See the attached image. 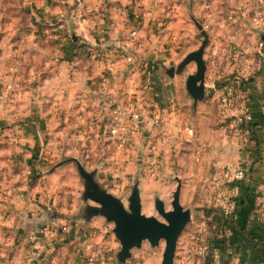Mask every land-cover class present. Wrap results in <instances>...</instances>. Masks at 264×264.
Returning a JSON list of instances; mask_svg holds the SVG:
<instances>
[{"label":"rangeland","instance_id":"rangeland-1","mask_svg":"<svg viewBox=\"0 0 264 264\" xmlns=\"http://www.w3.org/2000/svg\"><path fill=\"white\" fill-rule=\"evenodd\" d=\"M66 1L71 3L66 6ZM105 3L97 0H0V190L4 192L16 185L25 188L20 191V198L8 206L10 209L0 207V264H7L8 257L13 264L29 260L27 255L36 249L29 239L30 234L43 230L45 233L46 229L50 232L52 226H60L63 222L73 224L76 220L84 225L82 234L88 231L96 236L105 231V240L112 236L121 248L113 232V223L104 217H93L84 224L80 218L86 204L82 199L85 187L73 163L61 165L68 159L79 160L89 172L96 171L106 190L123 201H127L135 182H139L143 213L162 220L154 200H163L166 209L171 210L173 193L181 180L180 202L185 209L191 210L192 221L179 238L183 241L181 246L178 241L176 255L182 257L181 251L189 238L186 264L192 261L211 263L212 259H206L205 254L192 251L197 242L209 246L207 241L199 240L202 232L196 218L208 211L228 217L219 206V190L214 183H225L222 177L229 145L239 148L252 133L241 132L236 120L247 110L246 91L253 89L252 83L263 73L259 42L264 35V0L128 1L129 20L142 23V26L147 23L152 31L149 37L152 48L160 51L153 55L154 73L151 72L155 75L147 78V85L155 81L157 89L166 97L160 103L161 110L151 107L152 112L147 113L150 117L146 118L145 114L141 119L142 127L150 130V142L145 144L144 151H136L128 159L111 158L115 148L96 134V120L91 128L84 126L80 122L84 111H77V107L69 110L61 103L65 101L63 97L57 99L58 109L53 110L55 98L50 95V86L43 84L48 75L46 61L59 52L54 44L64 39L63 32L58 34L50 30L52 26L65 23L67 17L76 18L80 8L83 12L95 13L97 7L111 5ZM119 4L124 7L122 2ZM60 6L66 7L60 9ZM82 17L78 16L73 23ZM198 24L207 32L209 43L204 53L206 98L195 104L186 82L189 75L196 72V64H189L175 76H170L168 70L176 69L188 54L201 47L204 36ZM70 39L73 40L72 36ZM40 40L44 42L41 48L35 45ZM33 67L41 74H38L41 79L31 73ZM39 85L42 89L37 91ZM88 102V111L94 114L97 107L91 100ZM149 119L152 120L148 124ZM32 123L41 126L40 144H36V148L30 144L26 147L18 137L19 126ZM187 128L194 129V137L186 135ZM33 149L36 157L23 156V152ZM143 155L149 158L145 161ZM31 186L35 192L28 195L27 188L30 193L33 191ZM89 204L97 205L92 201ZM16 220L20 223L14 229L18 227L16 232L23 241L13 252L8 249L11 245H8L7 236L13 231L11 225ZM144 244L150 252L159 250L163 254L164 242L154 249ZM89 245L100 246V243L89 241ZM141 250H133L129 264L133 258L141 264H152L148 258L134 257V253ZM112 257L108 253L103 255V260L108 264ZM94 258L97 257L90 255L86 261L90 263ZM113 260H116L115 255ZM93 262L96 263V259Z\"/></svg>","mask_w":264,"mask_h":264},{"label":"crops","instance_id":"crops-1","mask_svg":"<svg viewBox=\"0 0 264 264\" xmlns=\"http://www.w3.org/2000/svg\"><path fill=\"white\" fill-rule=\"evenodd\" d=\"M97 1L102 4L103 1H106L111 5L97 7L95 13L92 11L86 13L80 8L81 12L79 11L76 18L67 17L64 20L65 23H57L50 29L58 34L63 32L64 39L55 42L54 45L59 52L46 61L48 75L43 84L47 83L50 86V95L55 98L52 100L51 108L53 110L58 109L59 102L57 99L63 97L65 100L61 102L63 106L73 111L76 110V107L77 111H84L83 115H80V122L84 126L88 125L91 128V124H94L96 120V128L98 129V131L95 130L97 131L96 134L102 139L110 141V144L115 148V153L111 158L118 156L117 158L128 159L136 151L145 150V144L150 142V130L147 126V128L143 126V130L136 133L132 144L126 148L116 147L109 132V121L106 118L108 112L104 105L105 97L109 94L125 91L136 110L144 113L142 118L145 117V114L146 118L150 117V114L147 113L152 112L151 107L161 110L163 105L160 103L164 102L163 99L166 100V97H163L165 95H162L159 88V90L157 89L155 81L149 85L146 81L151 75L152 77L155 75H153L151 61L153 55H158L160 51H155L156 49L152 48V38H149L152 31L148 29L149 25L144 22L142 26V23L136 24L134 20L132 22L129 20L128 15L131 12L129 0ZM119 2L123 3V8ZM66 3H71V1H66L65 5ZM66 6L58 8L65 9ZM87 14L91 17H88ZM78 16L83 17L78 19L77 23H73ZM111 18L114 20L110 22ZM133 30L138 32L136 38L130 36ZM39 31L40 29H38ZM72 33L76 36V41L70 39ZM43 44V40L35 42V45L40 48ZM128 55L133 56L134 61L132 63L126 62ZM261 57L263 73L256 82L252 83L253 89L247 90L245 95V107L251 111L254 117L255 128L246 143H242L239 148L229 145V151L225 154L227 157L225 166L239 164L246 172V178L242 181L230 183L233 197L237 201L236 214L232 217H223L208 211L207 214H202L196 218V222L199 224L198 228L202 232L198 236L199 240L201 238V240L207 241L209 246L198 245L197 242V246L192 251L199 255L200 253L205 254L208 256L206 259H212L214 253L217 252L218 264H264V218L257 207L260 187L264 184V52ZM111 62L113 63L112 67L110 66ZM31 73L35 75L34 77L41 79L39 76L41 74L37 73L34 67ZM103 78H108V81L106 80L104 83ZM41 85L37 87V91L42 89ZM88 100H91L93 106L97 107L94 114L92 111H88ZM151 120L149 119L148 124ZM192 130L194 131V129ZM18 132L20 133L19 141L23 145L26 143V147L30 144L36 148V144H40V123L21 124ZM185 133L189 136L186 131ZM194 136L195 134L190 137ZM139 140L142 141L140 145L138 144ZM228 144H230L229 140ZM23 156L33 158L37 154L33 149V151L23 152ZM147 158L149 157L145 156L143 159L146 161ZM9 188L4 192L0 190V207L5 210L10 209L8 206L12 205L13 200L20 198L19 195L22 193L20 191L25 189L22 185ZM27 189L28 195L35 192L33 186H31L33 189L31 193L30 188ZM18 223H20L18 220L13 222L11 225L13 231L10 236H7V240L10 241L8 245H11L8 249L13 252L17 251L23 241V237L16 232L18 227L14 229ZM57 225L59 226V224ZM58 226H52L51 229L53 230L50 232L46 229V235L44 234L38 242H33L32 245H35L34 248L36 249L32 250L30 256L27 255V258L30 257V259L24 260L22 264H103V255H108V253L113 256L108 264H117L113 259L115 253L120 249L119 244L114 241L112 236H108L105 240V231L103 233L98 232L96 236H91V232L88 231L82 234L81 228L84 225L77 220L73 224L63 222ZM63 227L66 228L65 232H62ZM31 232L33 231L29 233ZM188 235L193 236L192 233ZM89 241H98L100 246L90 247V245L88 246ZM179 241L181 246L183 240ZM74 244L76 246H72ZM188 244L189 238L185 241L184 251H181L182 257L176 255L175 264L187 263L188 259L185 258V255L189 251ZM205 247H209V250L203 251ZM148 249L143 244L142 250L134 253V257L148 258L152 264H161L162 254L160 251L153 250L150 252ZM90 255L97 257L94 258L96 263L93 262L94 259L90 263L86 261ZM9 261L10 257H8L7 264H13V261ZM136 262L137 260L133 258L131 264ZM195 262L192 261L189 264H195Z\"/></svg>","mask_w":264,"mask_h":264},{"label":"water","instance_id":"water-1","mask_svg":"<svg viewBox=\"0 0 264 264\" xmlns=\"http://www.w3.org/2000/svg\"><path fill=\"white\" fill-rule=\"evenodd\" d=\"M201 30L204 40L201 47L188 54L178 67L168 70L170 76L181 73L189 64H196V72L189 75L186 87L193 97L195 104L206 98L205 74L207 70L204 53L209 43V36L201 25H197ZM72 38L76 41V36L72 33ZM264 42V35L262 36ZM74 164L81 178L85 190L82 199L86 202L80 218L84 224H87L93 217H104L108 222L114 224V234L120 243L121 248L115 253L117 264H127L133 257V250L142 249L144 243L154 249L165 243L162 254L161 264H175L176 250L179 238L188 223L192 221L190 209H185L180 202L181 180H178V186L173 193L171 202L172 209L167 210L165 202L155 198V209L160 219L155 215H146L143 213V201L140 189V183L135 182L132 192L123 201L110 194L105 186L99 182L97 172H89L85 166L77 159L65 160L61 165ZM92 201L97 205H91Z\"/></svg>","mask_w":264,"mask_h":264},{"label":"built area","instance_id":"built-area-1","mask_svg":"<svg viewBox=\"0 0 264 264\" xmlns=\"http://www.w3.org/2000/svg\"><path fill=\"white\" fill-rule=\"evenodd\" d=\"M257 23H260L257 20ZM132 38L138 36V32L133 30L130 34ZM259 50L261 56L264 52V42H259ZM134 61L133 56H126V62L132 63ZM110 66H113V63H110ZM108 78H103L102 81L105 83ZM104 105L107 109L106 118L109 121V132L111 135V140L114 141L116 147L126 148L128 145L133 143L132 138L134 135L142 130V114L136 110L132 105L131 100L128 99L127 93L121 91L120 93L109 94L105 97ZM235 106V104L233 105ZM237 108V107H236ZM240 125V131L245 132L247 135L250 131H253L255 128L254 117L251 112L244 110L241 113V116L236 120ZM189 136L194 135L192 129L186 130ZM225 183H220L215 181V186L219 190V206L223 210L224 214L228 217H232L236 214L237 201L233 197V192L230 187L231 182H239L246 178L245 170L239 164L226 165L223 169V177ZM260 192L258 195V210L263 215L264 218V184L260 187ZM45 230L41 231L39 234H30L29 239L33 242H38L39 237L44 235ZM66 228H62V232H65ZM40 237V238H41ZM204 248L203 251H205ZM218 253L215 252L210 264H218ZM103 264L106 262L102 258ZM135 264H141L137 261Z\"/></svg>","mask_w":264,"mask_h":264}]
</instances>
